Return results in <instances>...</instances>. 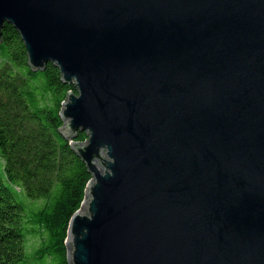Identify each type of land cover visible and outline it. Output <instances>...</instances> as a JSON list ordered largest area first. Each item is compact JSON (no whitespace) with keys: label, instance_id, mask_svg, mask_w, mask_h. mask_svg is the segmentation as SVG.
I'll list each match as a JSON object with an SVG mask.
<instances>
[{"label":"water","instance_id":"1","mask_svg":"<svg viewBox=\"0 0 264 264\" xmlns=\"http://www.w3.org/2000/svg\"><path fill=\"white\" fill-rule=\"evenodd\" d=\"M7 23L77 89L70 264H264V0H0Z\"/></svg>","mask_w":264,"mask_h":264},{"label":"trees","instance_id":"2","mask_svg":"<svg viewBox=\"0 0 264 264\" xmlns=\"http://www.w3.org/2000/svg\"><path fill=\"white\" fill-rule=\"evenodd\" d=\"M73 84L52 63L34 71L20 33L0 40V264H70V221L93 179L62 133ZM79 131L73 141L86 143ZM30 238L39 244L30 247Z\"/></svg>","mask_w":264,"mask_h":264},{"label":"rangeland","instance_id":"3","mask_svg":"<svg viewBox=\"0 0 264 264\" xmlns=\"http://www.w3.org/2000/svg\"><path fill=\"white\" fill-rule=\"evenodd\" d=\"M37 245L39 244V240L38 239H33V238H30V247L33 246V245Z\"/></svg>","mask_w":264,"mask_h":264}]
</instances>
